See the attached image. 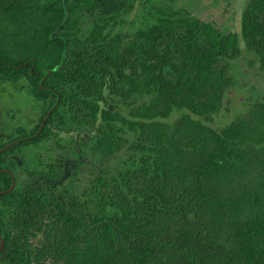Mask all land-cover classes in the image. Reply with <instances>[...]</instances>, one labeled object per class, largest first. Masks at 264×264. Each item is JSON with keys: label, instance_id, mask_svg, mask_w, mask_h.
I'll return each instance as SVG.
<instances>
[{"label": "trees", "instance_id": "16d2710c", "mask_svg": "<svg viewBox=\"0 0 264 264\" xmlns=\"http://www.w3.org/2000/svg\"><path fill=\"white\" fill-rule=\"evenodd\" d=\"M243 60L264 0H0V264H264V96L213 123Z\"/></svg>", "mask_w": 264, "mask_h": 264}, {"label": "rangeland", "instance_id": "374dc122", "mask_svg": "<svg viewBox=\"0 0 264 264\" xmlns=\"http://www.w3.org/2000/svg\"><path fill=\"white\" fill-rule=\"evenodd\" d=\"M178 2L197 16L212 21L222 29L240 30L241 14L246 0H178ZM243 54L247 58H254L247 50H243ZM232 79L234 83L227 92L224 110L213 119L216 126H222L235 114L243 112L245 106L256 96H264V78L258 72L256 65L249 67L243 60L242 69H235ZM7 101L5 95L0 99V111Z\"/></svg>", "mask_w": 264, "mask_h": 264}, {"label": "water", "instance_id": "95a60500", "mask_svg": "<svg viewBox=\"0 0 264 264\" xmlns=\"http://www.w3.org/2000/svg\"><path fill=\"white\" fill-rule=\"evenodd\" d=\"M47 115H48V114H47ZM47 115L44 117V120H43L41 126L39 127V131H40V129L43 127V124H44V122H45V119H46ZM9 145H10V143H9L8 145L4 146L3 148H1V149H0V152L3 151L4 149H6ZM14 186H15V182L13 181L9 188L4 189V190H0V194L12 190V189L14 188ZM4 243H5V239H4V237L0 234V251L2 250V248H3V246H4Z\"/></svg>", "mask_w": 264, "mask_h": 264}, {"label": "flooded vegetation", "instance_id": "af4514ba", "mask_svg": "<svg viewBox=\"0 0 264 264\" xmlns=\"http://www.w3.org/2000/svg\"><path fill=\"white\" fill-rule=\"evenodd\" d=\"M44 120V119H43ZM28 124V122H27V119L24 117V116H22L21 117V119H20V121L18 122V124H17V126H16V128H14L15 129V131H16V129H19V130H22V131H24L25 129H26V125ZM42 124V123H41ZM41 124H40V126H41ZM39 126V127H40ZM41 130V129H40ZM5 132V131H4ZM39 132V128H38V131H37V133ZM23 139H25L24 137H20L19 138V140H23ZM6 145H8V144H5L4 146H6ZM3 146V147H4ZM2 147V148H3ZM1 149V148H0ZM5 150V149H4ZM2 152V151H1ZM0 152V153H1ZM2 171L3 170H7V168H2L1 169ZM14 181V180H13ZM15 182V181H14ZM9 188V187H8ZM4 189H7V188H4ZM4 189H0V190H4ZM5 193V192H4ZM2 194V193H1Z\"/></svg>", "mask_w": 264, "mask_h": 264}]
</instances>
